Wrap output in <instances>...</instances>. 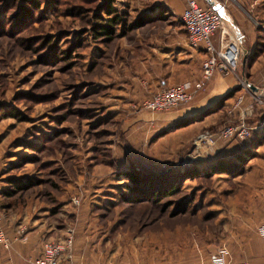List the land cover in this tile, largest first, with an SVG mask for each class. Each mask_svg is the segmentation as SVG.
<instances>
[{"label": "rangeland", "instance_id": "1", "mask_svg": "<svg viewBox=\"0 0 264 264\" xmlns=\"http://www.w3.org/2000/svg\"><path fill=\"white\" fill-rule=\"evenodd\" d=\"M100 1L45 0L39 9L29 4L30 20L23 26L26 15L23 20L7 18L19 0H0V21L4 18L0 22V210L9 235L19 226L26 235L13 240L10 248L18 242L19 261L31 264L29 257L44 240L61 237L72 226V264H211L207 256L219 245L232 256L228 264H236L247 253H264L253 223L257 214L252 208L247 212L248 160L236 174H204L211 163L206 159L222 156L238 164L241 159L234 154L242 156L255 144L264 116V39L255 45L253 34L261 26L264 30V0H220L224 7L238 3L253 24V33L240 41L236 70L228 73L236 85L221 96L219 107L207 109L216 100L164 126L157 114L190 102L168 110L140 108L148 92L137 89L142 75L136 70L141 66L140 35L146 45L153 43L150 38L155 42L174 38L165 31L173 30V35L186 31L165 0H114L126 23L118 25L113 39L85 33L87 41L71 60L48 55L51 43L70 45L75 32L88 27ZM146 13L152 21L131 27ZM250 49L254 55L246 59ZM243 81L258 90L244 91ZM241 92L248 98L253 92L258 100L246 119L254 127L251 136L197 144L202 131L233 122L229 108ZM11 106L27 119L6 115ZM28 142L38 149L28 147ZM22 153L30 154L33 161L20 159ZM132 165L142 170L170 166L179 172L188 166L192 170L189 176L177 177L181 191L176 195L151 196L156 190L146 181L140 192L129 195L123 193L127 191L122 173ZM195 170L200 176H194ZM10 175L30 177L35 183L8 195ZM131 194L135 200H130ZM180 195L192 197L187 210L176 205Z\"/></svg>", "mask_w": 264, "mask_h": 264}, {"label": "built area", "instance_id": "2", "mask_svg": "<svg viewBox=\"0 0 264 264\" xmlns=\"http://www.w3.org/2000/svg\"><path fill=\"white\" fill-rule=\"evenodd\" d=\"M180 18L187 32L188 44L193 48L202 47L206 52V56L201 61V75L195 80L184 79L160 87L140 101V108L149 111L168 110L191 102L205 88L215 70L229 73L237 68L241 51L240 40L230 32L214 5L209 2L201 3L199 0H186ZM242 86L245 87L244 91L250 88L248 82L243 81ZM248 95L241 92L229 108L233 122L226 123L215 131H202L198 134L196 143L213 145L219 138L240 140L249 138L254 127L249 125L246 119L253 111V104L258 100L253 92L250 93L251 98H248ZM72 200L79 201L78 197H73ZM256 230L264 249V221L258 224ZM14 233L13 236L7 233L3 213L0 210V245L10 248L13 240L26 238L23 226L17 227ZM73 239L74 229L72 226H67L61 237L44 240L39 254L30 256L29 261L34 264H72ZM208 260L211 264H228L229 250L226 246L219 245L209 252ZM237 264H245V262Z\"/></svg>", "mask_w": 264, "mask_h": 264}, {"label": "crops", "instance_id": "3", "mask_svg": "<svg viewBox=\"0 0 264 264\" xmlns=\"http://www.w3.org/2000/svg\"><path fill=\"white\" fill-rule=\"evenodd\" d=\"M199 1H203V3L207 2V0ZM185 4L186 0H165V5L171 9L175 18H180ZM241 10H243V8L238 3H231L225 7V12H227L233 22L238 26L242 33V38H244L247 34L253 33V24L243 15ZM165 32L171 34L174 38L170 37L168 39H162L163 41L159 40L158 42L150 38L153 43H147L145 45L143 43L146 38L142 40V35H140L141 52L138 58L139 61H141V66L136 72L142 75V78L138 82L139 88L137 89L141 88L142 92L147 91L148 95L146 96H149L162 86L177 83L184 79L195 80L201 75V61L206 56L205 50L202 47H191L188 44L186 31L184 33L178 31V33H176L177 35H173V30ZM146 53L149 55H144ZM235 85L236 82L232 76L217 69L208 80L205 88L196 95L190 103L165 113H159L156 118H158L159 123L164 122L161 123L163 126L165 124L169 125L171 123H176L181 118H187L204 110L221 96L233 89ZM163 126L161 127L163 128ZM251 149L254 152V156L247 161V172L245 177L247 187V212L250 213V208L256 212L257 216L253 219V223L255 226H258V224L264 221V136L261 143ZM221 152L222 149L218 153L220 154ZM213 158L206 160L210 163ZM2 213L3 221L5 222V214L4 212ZM34 224L35 222L33 226ZM5 228L9 234L8 228L6 226ZM28 233L32 238L33 233ZM16 243L18 242H15V246L12 248H5L9 250L8 253L0 251V264H22L18 259L20 250ZM258 246L259 249L261 248L263 250L261 238L258 240ZM1 248L4 249V247L0 245V249ZM39 252L40 249L36 254L31 256H37ZM244 257L245 258L241 259V261H237L236 264L238 262H246L245 264H264L263 252L247 253ZM229 258L232 259L230 254ZM29 263L34 264L32 262Z\"/></svg>", "mask_w": 264, "mask_h": 264}, {"label": "trees", "instance_id": "4", "mask_svg": "<svg viewBox=\"0 0 264 264\" xmlns=\"http://www.w3.org/2000/svg\"><path fill=\"white\" fill-rule=\"evenodd\" d=\"M29 4L32 5L35 9H39L42 4H45V0H19L17 4L18 7L12 12L11 15H8L7 18L8 19L10 18V20H14V18L23 20L24 15H26V19L23 20L25 22L23 23V26L27 25V23H29L30 20V19L28 20L30 16V13L28 11ZM10 5L11 3L9 4V7ZM158 5L160 6V4H157V6ZM152 17L147 15V13L141 14L133 22H131L130 25L133 28L139 27L140 25L152 21L153 20ZM0 22L4 23V18ZM125 23H126L125 13L118 10L117 6L114 4V0H101L97 4L96 11L91 15V20L88 22V27L84 29H80L77 32H75V38L72 42H70V45L68 44L65 47H59L57 43H51L50 48L47 50L50 51L48 55L53 58L59 57L60 59L69 61L72 59L73 54L77 53L76 50L78 49V47H81L82 44L85 43V41H87V36H91V38L93 37L95 39H101V40L103 39L105 41L111 40L116 36L118 25L122 24L124 26ZM85 33H88L86 34L87 36L85 35ZM263 33L264 30L262 26L259 29L254 30L253 38L255 37L254 40L255 45H257V43L259 42V38L264 39ZM50 41L51 39L50 40L48 39L47 43ZM263 44L264 43H262V45ZM250 52L251 49L248 52L246 59H249L252 57V55H254V53H250ZM223 99L224 98L221 97L219 100H217L216 103H214L207 109L219 107ZM5 114L17 118L20 121L27 119L26 116L23 115V113L18 108L13 106H11L8 110H5ZM260 121H261L260 123L261 126L258 132H256L257 134H255V138L253 139L255 140L256 145L261 143L264 136V116ZM46 135L47 134H45L44 136ZM255 144L253 141L252 143L253 147L256 146ZM28 147H33L34 149L37 148V146L35 147L32 142H28ZM234 155L235 157H240L241 162H238L237 164L221 156L213 160V162L211 161V163L209 164V169L206 171L204 170V174L206 173L210 175V173H218V172L229 173V174L239 173L242 171L243 163H245L249 158L253 157L254 152L252 149H250L246 151V153L242 154V156H240V154L238 153H235ZM28 158H31L30 154L22 153L20 155V159H28ZM183 169L184 170L182 172H179L178 168H174L173 166L172 167L170 166L162 169L145 168L144 170H142L135 168L134 166L133 167L129 166V168L127 170L125 169L122 173V176H124L126 179L125 190L127 191L123 193L130 195V192L134 194L140 192L141 185L146 181L151 183V186H153L156 190V191L153 190V192H151V196L155 197L159 193L163 194V196L176 195L181 191V184H179V179H177V177L189 176V174H191L192 166H188ZM195 171L196 172H193L194 176H200V172H199L200 170H195ZM6 181L8 184V188L5 189V193H7L8 195L14 194L15 192L20 190L27 189L32 185H34L35 183V181L30 177L13 176V175L7 176ZM134 194H131V196H129V198H131L130 200L132 199L135 200L136 197L134 196ZM179 197L180 198L179 200H177L176 205L178 207H183V209L188 208V205L191 203L192 197L186 195H180ZM179 212H182V210H180Z\"/></svg>", "mask_w": 264, "mask_h": 264}, {"label": "water", "instance_id": "5", "mask_svg": "<svg viewBox=\"0 0 264 264\" xmlns=\"http://www.w3.org/2000/svg\"><path fill=\"white\" fill-rule=\"evenodd\" d=\"M210 4L214 5L222 15L226 25L231 29L233 34L241 41L242 33L239 30L238 26L233 22L232 18L225 12V7L220 0H207ZM251 90L257 91L258 87L252 83L249 84Z\"/></svg>", "mask_w": 264, "mask_h": 264}]
</instances>
